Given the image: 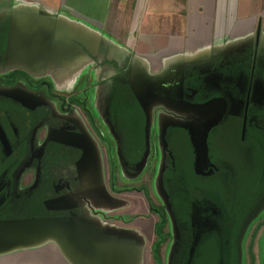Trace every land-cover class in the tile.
<instances>
[{
  "label": "flooded vegetation",
  "instance_id": "obj_1",
  "mask_svg": "<svg viewBox=\"0 0 264 264\" xmlns=\"http://www.w3.org/2000/svg\"><path fill=\"white\" fill-rule=\"evenodd\" d=\"M6 38L7 32L0 35V90L4 92L0 94V231L8 220L75 215L87 216L102 230L140 231L135 216L153 213L157 220L165 217L163 230L168 238L161 249L163 264L162 250L171 237L165 230L170 223L168 208L165 203L154 204L150 192V184L159 182L173 205L169 211L176 241L170 264L200 260V248L207 242L217 245L215 263L264 264L263 234L259 255L252 246L256 232L264 229V44L260 38L236 51L182 64L186 102L178 107L208 102L206 111L195 114L209 128L200 134L202 145L193 148L191 160L197 177L209 182L199 183L197 191L194 188L184 198L180 182L184 158L175 155L173 146L179 131L188 138L185 127L175 122L178 113L156 106L163 117H156L151 128L155 142L161 131L163 147L150 173L145 140L140 147L138 141L134 145L118 127L120 102L138 101L130 57L115 52L110 39L103 49L93 44L42 70H29L3 63ZM72 60L89 65L79 78L58 76V70H65ZM103 65L109 68L106 78ZM139 107L144 123L147 117ZM234 120L241 121L242 144L236 147L240 157L232 160L212 148L228 144L218 130ZM131 133L133 140L141 135L136 128ZM134 182L139 185L133 186ZM160 189L156 186L155 192ZM48 199H56L53 208L44 204ZM174 199L186 206L182 212L177 211ZM34 204L39 205V212H34ZM150 257L153 260L151 250Z\"/></svg>",
  "mask_w": 264,
  "mask_h": 264
},
{
  "label": "water",
  "instance_id": "obj_2",
  "mask_svg": "<svg viewBox=\"0 0 264 264\" xmlns=\"http://www.w3.org/2000/svg\"><path fill=\"white\" fill-rule=\"evenodd\" d=\"M38 14L24 13L9 19L3 62L6 66L39 70L46 64L68 59L74 52L79 54L87 47L83 31L77 26ZM169 71L170 68L155 74L147 72V76L140 77L144 79V84H139L141 88L133 87L145 113L151 101L172 108L185 104L182 70L172 79L175 74ZM1 93L4 92L0 90ZM187 103L185 108L201 110L197 113L206 111L208 105V102ZM55 200L48 199L44 204L53 208L51 204ZM44 241H52L69 264H139L141 260L142 241L138 234L128 230H102L85 215L5 221L0 231V253L34 247Z\"/></svg>",
  "mask_w": 264,
  "mask_h": 264
},
{
  "label": "rangeland",
  "instance_id": "obj_3",
  "mask_svg": "<svg viewBox=\"0 0 264 264\" xmlns=\"http://www.w3.org/2000/svg\"><path fill=\"white\" fill-rule=\"evenodd\" d=\"M156 0H146V8L150 7L153 8L152 6L154 5ZM46 0H43L41 8L39 9L40 11L38 12V16H42V17H48V18H53L56 21H63V20H67L65 19V17L63 15H60V10H58V8H54L51 9V12L53 11V14L49 11V8L47 9L45 7V3ZM4 3L0 5V29H2L3 25L6 23L7 18H11L13 16H18V13H15L13 15V12L4 9ZM157 5L158 8L156 9V13L159 12H163L164 14H166V12H170L171 10H173V2L172 0H158L157 1ZM160 8V9H159ZM161 10V11H160ZM144 11L145 8H142L140 10V13H138L137 15V20H143L144 18ZM64 12V11H61ZM68 15H70L68 12H66ZM9 15V16H8ZM161 15V14H160ZM147 16V15H146ZM74 18L76 22H79V26H77L78 29H81L83 32L82 34L85 37V41H87V47L86 50L90 49L91 47L93 48V46L96 45H100V48H104V45L106 44L108 38H110V35H106L105 33H99L100 35H95L98 36L97 38L94 37V35H91V31H86V25H82L85 24L83 23V21H80V18L78 17H72ZM159 24V23H157ZM157 26V25H156ZM261 36L260 40H261V44H264V35H258ZM102 37V40H101ZM255 37V35H248V37H246L245 35H236L235 38L227 41V40H222L221 42H224L222 44V46H217L214 45V43L212 42V44H210V46H205L202 50H200L197 53H201V55L205 54H210L213 53L215 54L213 51L214 50H219L220 47L222 48L220 50V53H230L233 51H236L238 48H241L244 46V44L251 40L253 41V38ZM110 43L111 40H110ZM115 43V42H114ZM94 44V45H93ZM93 45V46H92ZM214 49V50H213ZM101 50V49H100ZM125 50V49H124ZM176 50V49H175ZM172 50L171 51V55H168L166 57H157L155 60V62H161V64L157 65V67H155L156 69H152L153 67H150V64L143 59V63L142 61H138V56L133 57V60L131 61L132 63V67L130 69L131 71V80H132V87H139L140 84V77L143 76H147L148 73H159L162 72L164 70H167L168 68H170L171 71H169L170 74H178L179 70H182L183 66H182V57H184V55H180V53H176L174 54V52H178ZM179 51H181L180 49H177ZM223 50V51H222ZM128 52V51H126ZM219 53V52H218ZM213 56V55H212ZM195 57V55H190L189 58H193ZM83 62V61H82ZM95 61H93L94 63ZM142 63V64H141ZM85 65H89V63H86ZM84 63L79 65V63H73V60L70 63V66H66V69L63 70L64 68L58 70L59 74L58 76L62 77V78H79L80 75L83 73V69L85 67ZM43 68H41L40 70H42ZM151 69L153 71H151ZM109 68H106V65H103V76L104 78H106L107 76V72H108ZM100 71V70H99ZM148 73H147V72ZM57 73V72H56ZM170 76V75H169ZM120 76H116V80H120ZM106 87L109 86V83L106 82ZM106 87H104L106 89ZM121 93H123V91H121ZM120 93V94H121ZM124 95V94H123ZM124 98H126V96H124ZM104 102V100H103ZM121 104H119L118 110L120 111V116H119V122H118V127L119 130H121V132L123 134L127 135L128 139H131V142L134 143V145L136 144V142L138 141L139 147L140 144L143 143V141L145 140V144H147V158H148V162H149V169H150V173L153 170V163L154 160L158 157V152L161 150L162 153V137H161V131H158L157 135H156V142H155V138H154V130L151 128L153 125V122H155L156 117H163V115L161 113H158L157 111V103L155 104L154 101L150 102V106L148 107V110L146 111L145 115L147 117L146 121L143 123L141 122L142 120V111L138 105V103L132 99H130V101L128 102V100L125 102L124 100H122L120 102ZM160 106L162 107V110L166 109L168 112L171 113H178L179 115V119L176 120L175 122L178 123V125H181V127H186L183 128L184 130H186V133L188 134V138L185 135V133L181 130L178 132L177 134V141L176 144H174V153L175 155L178 157L177 153L183 155V160L184 162H182V170L180 172V169H178L177 173L180 172L182 176V180L180 181L182 183V185L184 186V189L182 193L181 197H185L184 195H187L186 197L190 196L191 193L193 192L194 188L195 191H197L196 186L199 183H208L209 179L208 178H198L197 177V172L194 168V165L191 163L192 161V156L194 153V149H197L200 145H202V133H205L209 128L207 126H203L202 121H200V117L196 116V112H200L201 110H195V108L193 109L192 107H187V108H183V107H166L165 105L161 104ZM164 108V109H163ZM122 109V110H121ZM182 109L184 111H182ZM180 112H185V113H180ZM138 117L139 118V122H138ZM232 123L234 126V130H232ZM231 125L227 124L228 126H230V131L228 130V126H221L220 129L218 130V132L223 133V138H225L226 142L225 144L227 145H220L218 147H213L212 151H214L215 153L221 155V156H230V159H234L237 157H240V154L237 151V145L242 144L241 142H239V127L241 124V121H237L234 120V122H232ZM207 124V123H206ZM184 125V126H183ZM180 127V128H181ZM136 128L139 133H141L140 136H138V134L136 135V138L133 140V136L134 134H132L131 132L133 131V129ZM237 128V129H236ZM182 129V128H181ZM233 131V135H231ZM144 133V134H143ZM200 134H202V136L200 137ZM199 136V137H197ZM133 140V141H132ZM130 141V140H129ZM130 144V142H129ZM158 144V145H157ZM166 144V143H165ZM164 144V146H166ZM232 145V146H229ZM193 146V147H192ZM222 146V147H221ZM194 148V149H193ZM165 148H163L164 150ZM239 159V158H238ZM211 180V179H210ZM211 183V181H210ZM139 183L138 182H134L133 186H138ZM158 187V189H160V183L158 182L157 184L151 183L150 184V192H151V196L153 199V203L156 205H160V203H165L166 208L167 209V214H168V218H169V224L167 227H165V230L168 231V234H171L170 239H168L167 245L163 248L162 252H163V264H170L171 263V255L174 251V246H175V241H176V231L175 228L173 227L172 223V213L171 211H169V209H173V205H171V203L167 200V198H165V195H163L162 190L160 189V193L155 192V187ZM142 190V193L144 192V188L145 185H143L142 187H140ZM148 188V186H147ZM194 194V193H193ZM166 199V201H165ZM186 199V198H185ZM147 201V200H146ZM148 202V201H147ZM174 206L177 208V211L180 213V211L182 212L183 209L186 208V206L178 201V199H174L173 201ZM151 206V205H150ZM172 207V208H171ZM143 210V209H142ZM40 208L38 204H34V212H39ZM150 212H153L152 207L150 208ZM89 215V213L87 214ZM135 218H139L140 221L135 222V226H137V224L140 227V231H134L133 232L137 235L140 236V239L142 241V248H141V260L139 264H151L153 262V260L150 257V250H151V241L155 238L156 234V226H154V222L157 220V215H154L153 213H149V216H147L146 213H142L139 216H135ZM138 220V219H137ZM138 227V226H137ZM145 227V228H144ZM145 229V231L141 230ZM137 230V229H136ZM164 231V230H163ZM165 232V231H164ZM145 233V235H144ZM263 234L264 236V229L263 231H257L255 234V237L253 239V249L255 250V255H259L258 253V249L260 248V244L261 242L260 237ZM264 240V238H263ZM259 244V245H258ZM36 246V245H35ZM38 247L34 248V249H20L17 252H12V253H3L0 254V264H69L66 260V258L64 257V255L59 251V249L57 248V246L52 242V241H44L40 244L37 245ZM217 245L215 243L212 242H207V244L202 245L199 251V259H194L193 264H218L215 263L217 261ZM257 251V252H256ZM201 252V254H200ZM245 264L246 260H245Z\"/></svg>",
  "mask_w": 264,
  "mask_h": 264
},
{
  "label": "crops",
  "instance_id": "obj_4",
  "mask_svg": "<svg viewBox=\"0 0 264 264\" xmlns=\"http://www.w3.org/2000/svg\"><path fill=\"white\" fill-rule=\"evenodd\" d=\"M157 1L151 9L146 8V0H46L45 7L52 14L51 9L57 7L65 21L75 26L80 23L72 17L80 18L91 35H110L108 39L115 52L125 53L130 61L136 56L139 62L145 59L152 69L161 64L155 62L157 57L171 55L175 49L178 52L174 54L184 55L181 56L184 64L220 53V47L213 49L215 54L197 53L212 42L222 46V40L229 41L236 35H264V0H172L173 10L166 14L159 10L156 13ZM42 2L0 0V5L4 3V9L13 15L38 14ZM142 8H145L144 18L138 21ZM8 24L9 18L0 35H6ZM190 55L195 57L189 58Z\"/></svg>",
  "mask_w": 264,
  "mask_h": 264
},
{
  "label": "trees",
  "instance_id": "obj_5",
  "mask_svg": "<svg viewBox=\"0 0 264 264\" xmlns=\"http://www.w3.org/2000/svg\"><path fill=\"white\" fill-rule=\"evenodd\" d=\"M152 206V203H150ZM156 226V238L152 241L151 251L153 255V262L151 264H162L161 261V249L167 240V233L163 231L165 224V217L161 216L159 220L154 222Z\"/></svg>",
  "mask_w": 264,
  "mask_h": 264
},
{
  "label": "bare ground",
  "instance_id": "obj_6",
  "mask_svg": "<svg viewBox=\"0 0 264 264\" xmlns=\"http://www.w3.org/2000/svg\"><path fill=\"white\" fill-rule=\"evenodd\" d=\"M36 247H38V246L36 245V246H34V247H30V249H34V248H36Z\"/></svg>",
  "mask_w": 264,
  "mask_h": 264
}]
</instances>
